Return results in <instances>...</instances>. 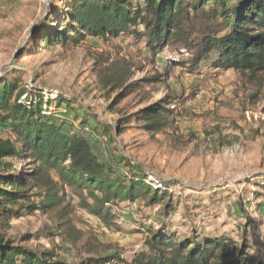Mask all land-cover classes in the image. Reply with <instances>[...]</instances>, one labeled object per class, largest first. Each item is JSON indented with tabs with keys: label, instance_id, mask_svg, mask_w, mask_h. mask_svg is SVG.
<instances>
[{
	"label": "rangeland",
	"instance_id": "374dc122",
	"mask_svg": "<svg viewBox=\"0 0 264 264\" xmlns=\"http://www.w3.org/2000/svg\"><path fill=\"white\" fill-rule=\"evenodd\" d=\"M62 4L63 0H0V78L19 79L21 87L42 90L52 100L60 92L76 101L71 110L50 106L45 112L86 138L100 161L126 181L136 174L157 188L159 183L166 185L177 202L176 213L164 219L170 232L181 237L194 226L200 237L227 234L239 241L240 228L246 225L247 243L259 249L264 234V211L259 212L264 207V71L251 77L202 64L199 73H189L181 65L189 60L186 53L166 48L153 55L144 43L124 37H88L64 47H38L29 40L32 33L49 9ZM111 62L130 67L128 83L136 88L126 97L119 98L123 89L100 85L98 71ZM148 78L160 83L143 82ZM159 102L174 112L160 132H146L134 119L118 132L119 120ZM102 124L111 128L104 137L92 131ZM0 137H9L2 126ZM115 158H123L124 165L116 164ZM23 167L16 164L17 170ZM64 192L70 207L67 225L56 210L36 212L13 221L6 238L19 244L25 235L50 230L51 238L25 244L54 249L68 264H80L89 256L129 261L145 250L142 232L161 225L159 208L124 203L112 209L121 230H108L77 208L72 190ZM196 204L205 208L191 217L188 212Z\"/></svg>",
	"mask_w": 264,
	"mask_h": 264
},
{
	"label": "trees",
	"instance_id": "16d2710c",
	"mask_svg": "<svg viewBox=\"0 0 264 264\" xmlns=\"http://www.w3.org/2000/svg\"><path fill=\"white\" fill-rule=\"evenodd\" d=\"M134 1L63 0L62 6L48 10L29 40L41 48L64 47L88 37L102 41L124 37L134 44L144 43L153 55L166 48L186 53L189 60L181 65L189 73H199L202 64L251 77L264 71V0ZM119 64L111 62L101 68L98 78L103 89H123L122 98L136 84L128 83L129 65ZM19 84V79L0 78V126L9 136L0 137V264H68L54 249L25 244L31 239L51 238L54 234L50 230L25 235L19 244L5 236L13 221L36 212L56 210L58 219H65L67 225L70 207L65 188L76 194L77 208L108 230H121L112 211L120 204L143 202L146 207L159 208L161 225L148 226L142 232L146 235L144 251L129 261L117 256H89L80 264H264V234L259 238L260 248L255 249L247 243L246 225L240 228L239 241L227 234L200 237L192 225L190 233L181 237L170 232L163 226L164 219L176 213L177 202L166 185L159 183L157 188L136 174L126 181L100 161L86 138L45 112L50 106L71 110L76 101L60 92L52 100L42 90ZM163 104H153L119 120L118 132L132 119L141 122L146 132H160L174 115ZM110 129L102 124L92 131L104 137ZM115 159L116 164L124 165L123 158ZM16 164L25 168L17 170ZM201 208L205 207L196 204L188 213L194 217V211ZM238 209L244 212L241 202ZM263 211L260 206L259 212Z\"/></svg>",
	"mask_w": 264,
	"mask_h": 264
}]
</instances>
